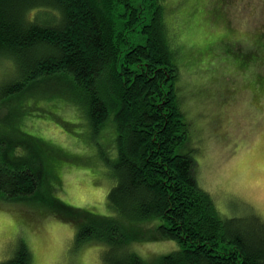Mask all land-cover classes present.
Segmentation results:
<instances>
[{
    "label": "trees",
    "instance_id": "trees-1",
    "mask_svg": "<svg viewBox=\"0 0 264 264\" xmlns=\"http://www.w3.org/2000/svg\"><path fill=\"white\" fill-rule=\"evenodd\" d=\"M168 27L163 0H0V57L12 67L16 61L20 74L2 84L0 100L52 80L66 95L51 92L41 97L45 103L64 107L62 97L72 101L94 134L112 125L115 184L107 197L116 214H92L50 193L44 197L48 170L28 166L16 153L9 157L18 147L9 142L0 143V198L46 203L38 202L42 213L73 224L77 242L96 239L108 246L104 264H264V220L251 213L224 215L199 187L190 154L179 152L188 147L191 127L177 96ZM257 36L244 51L246 62L254 51L263 60L264 32ZM244 64L236 68L250 78L254 73ZM256 77L263 85L264 76ZM148 241L176 248L152 258L131 248ZM30 263L21 245L1 264Z\"/></svg>",
    "mask_w": 264,
    "mask_h": 264
},
{
    "label": "rangeland",
    "instance_id": "rangeland-1",
    "mask_svg": "<svg viewBox=\"0 0 264 264\" xmlns=\"http://www.w3.org/2000/svg\"><path fill=\"white\" fill-rule=\"evenodd\" d=\"M163 7L176 52L177 96L191 127L188 147L179 152L190 154L199 187L224 215L251 213L264 220V84L255 78L264 76V57L259 61L254 51L248 60L259 62L250 66L244 55L264 32V0H163ZM240 63L250 66V78L236 68ZM4 75L0 87L20 74L16 61L12 67L3 56ZM50 85L56 86L49 92ZM63 88L51 80L0 100V143H16L9 157L16 153L28 166L48 170L50 192L43 191L44 197L50 193L64 205L114 216L107 197L115 184L110 166L116 157L114 127L106 124L94 134L83 108L64 97V107L41 98L51 92L65 96ZM38 202L0 198V264L21 245L31 255L30 264H104L107 245L96 239L77 242L75 226L44 215L46 203ZM131 248L152 258L176 244L148 241Z\"/></svg>",
    "mask_w": 264,
    "mask_h": 264
}]
</instances>
